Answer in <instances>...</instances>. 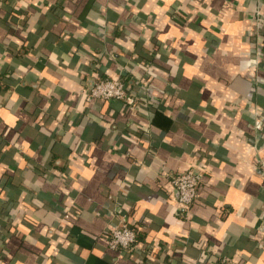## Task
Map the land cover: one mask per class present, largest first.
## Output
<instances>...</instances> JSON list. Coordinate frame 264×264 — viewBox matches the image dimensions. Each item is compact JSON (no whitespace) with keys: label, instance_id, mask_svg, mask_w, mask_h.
Returning <instances> with one entry per match:
<instances>
[{"label":"crops","instance_id":"0c3cea01","mask_svg":"<svg viewBox=\"0 0 264 264\" xmlns=\"http://www.w3.org/2000/svg\"><path fill=\"white\" fill-rule=\"evenodd\" d=\"M258 10L0 0V264H264ZM101 76H126L137 108L89 98ZM186 170L203 178L181 213L170 177ZM123 220L132 252L108 246Z\"/></svg>","mask_w":264,"mask_h":264},{"label":"built area","instance_id":"2783aa9c","mask_svg":"<svg viewBox=\"0 0 264 264\" xmlns=\"http://www.w3.org/2000/svg\"><path fill=\"white\" fill-rule=\"evenodd\" d=\"M258 19L264 23V13L257 11ZM259 59L255 58L254 63ZM131 84L124 81L121 77H98L87 91L91 99L109 100L118 99L124 102L127 107L137 108L138 97L133 90H130ZM203 174L201 171L186 170L171 174L170 180L178 192V202L181 213L189 210L199 197V185L202 181ZM137 229L126 220L112 225L107 230L108 246L114 250H126L132 252L137 244ZM208 264H234L231 259L221 257Z\"/></svg>","mask_w":264,"mask_h":264},{"label":"trees","instance_id":"16d2710c","mask_svg":"<svg viewBox=\"0 0 264 264\" xmlns=\"http://www.w3.org/2000/svg\"><path fill=\"white\" fill-rule=\"evenodd\" d=\"M18 22H19L20 25H24L27 21H26V18H24V19L19 20ZM14 24H15V23H14ZM11 27H12V30H11V31L14 32L15 30H14V26H13V24H12ZM263 48H264V45H263ZM121 78H122L124 81H126V82L129 83V80L126 79V76H122ZM130 90H133V85H132V83H131ZM133 91H134V90H133ZM137 239H138V236H137Z\"/></svg>","mask_w":264,"mask_h":264}]
</instances>
